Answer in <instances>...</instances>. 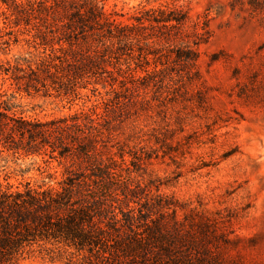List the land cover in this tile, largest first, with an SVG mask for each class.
I'll return each instance as SVG.
<instances>
[{"label": "rangeland", "instance_id": "obj_1", "mask_svg": "<svg viewBox=\"0 0 264 264\" xmlns=\"http://www.w3.org/2000/svg\"><path fill=\"white\" fill-rule=\"evenodd\" d=\"M95 1L118 23H143L153 38L78 96H65L20 92L3 72L36 68L61 53L41 45L36 28L16 26L0 0L3 106L31 120L76 113L98 119L125 150L142 201L165 197L178 203L180 215L208 219L227 241L218 244L226 264H264V0ZM173 11L187 17L183 26L157 22ZM188 48L198 56L194 64L177 58ZM144 53H151L147 61ZM63 174L49 157L0 152L3 187L58 188ZM66 263L43 254L20 264Z\"/></svg>", "mask_w": 264, "mask_h": 264}, {"label": "trees", "instance_id": "obj_2", "mask_svg": "<svg viewBox=\"0 0 264 264\" xmlns=\"http://www.w3.org/2000/svg\"><path fill=\"white\" fill-rule=\"evenodd\" d=\"M2 2L16 26L36 28L41 45L53 52L57 46L61 53L36 68L16 65L3 71L29 95L78 96L92 79L108 74L114 61L153 38L143 23H118L95 0ZM174 12L157 22L166 29L183 26L187 17H173ZM149 55L140 58L147 61ZM177 58L194 64L198 56L188 48ZM3 104L0 152L49 157L63 168L64 179L58 188L0 184V264L43 254L66 264H226L218 244L227 241L208 219L180 215L178 203L165 197H138L112 128L84 113L31 120L10 114Z\"/></svg>", "mask_w": 264, "mask_h": 264}]
</instances>
